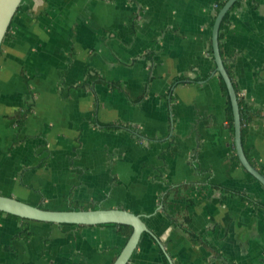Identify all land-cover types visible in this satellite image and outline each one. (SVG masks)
<instances>
[{"label":"crops","instance_id":"1","mask_svg":"<svg viewBox=\"0 0 264 264\" xmlns=\"http://www.w3.org/2000/svg\"><path fill=\"white\" fill-rule=\"evenodd\" d=\"M225 1L22 0L0 46V194L140 215L151 233L128 264H264V187L234 158L210 49ZM238 1L220 51L258 113L243 146L264 174V0ZM126 242L0 217V264H113Z\"/></svg>","mask_w":264,"mask_h":264},{"label":"water","instance_id":"2","mask_svg":"<svg viewBox=\"0 0 264 264\" xmlns=\"http://www.w3.org/2000/svg\"><path fill=\"white\" fill-rule=\"evenodd\" d=\"M237 1L238 0H226L218 11L213 23L212 50L216 63L215 71L222 76L228 90L233 113L234 145L236 154L246 171L255 177V179H257L264 187V174L252 165L244 151L238 95L220 51L219 32L221 23L227 12ZM21 3L22 0H0V46ZM0 210L23 218L48 223H67L77 225H97L104 223L130 224L133 226L134 230L113 264H128L134 251L138 247L142 234L151 233L140 215L119 208L54 210L41 208L16 198L0 194Z\"/></svg>","mask_w":264,"mask_h":264},{"label":"trees","instance_id":"3","mask_svg":"<svg viewBox=\"0 0 264 264\" xmlns=\"http://www.w3.org/2000/svg\"><path fill=\"white\" fill-rule=\"evenodd\" d=\"M223 4H224V2L218 3V5H217V12L220 10V8L223 6ZM238 4H239V1H237L233 5V7L227 12V14L225 15V17H224V19H223V21L221 23L220 33H219V40L220 41H221L222 35H223L222 31L226 28V26L229 23L230 13L235 9V7ZM20 6H21V4H20ZM210 49H211V53L213 54L212 46H211ZM227 70H228V72L230 74V71H229L228 68H227ZM96 79H97L96 76H93L92 77V80L95 81ZM98 80H102V79L99 78ZM219 81H220V85H221L222 91H223L224 95L227 97V109H226V113H227V119H228V126H229V129H230V133H231L232 137L234 138V124H233L232 106H231V102H230V99H229V94H228V90H227L226 84H225V82H224V80H223V78H222V76L220 74H219ZM235 88H236V92H237L238 100H239V107H240V113H241V123H242V139H243V136H244V133H245L247 124L249 122H251L255 117H257L258 116V113H257V111H255L252 108L251 105H249L248 103H246L244 101V99L241 97V95L239 93V89L236 86H235ZM32 109H33V107L31 106V107L27 108L26 110H24V112H22V113H24L23 114L24 119L26 118V116H28L29 113L32 112ZM23 120H18L19 121L18 126H21V123L20 122H22ZM233 147L235 149V146L234 145H233ZM234 158L237 161H240L236 153H234ZM170 189L172 190L173 193H176L175 191H177L179 189V187H171ZM168 196H169V193L166 194L163 197V199H162L163 200V205H164V210L166 211V214L169 216L170 220L172 221V223L174 225H176V226L177 225H182L184 227V230L188 234L190 240L193 243H197L196 241H198V240L196 238V235H194L193 231H191V229H189L187 225L181 223L180 216L179 215H170L168 213V210H167V206H168ZM241 196L244 197V195H241ZM39 207L44 208V206H39ZM73 207L75 209H80L81 208V206L76 205V204ZM93 208H97V207H93ZM2 215H7V216H10V217H13L15 219L22 220V221H32L31 219L23 218V217H20V216L11 214V213H6V212L0 210V217ZM103 225H111V226L118 227V232L121 235H124L127 240L129 239V237L131 236V234H132V232L134 230V228H133L132 225H130V224H124V223H122V224H119V223H104ZM79 226H86V225L79 224ZM27 235L29 236L30 234L27 232V229L26 228H23L22 229V232H21V236H27ZM204 244H206V243H204ZM206 246H207V244H206ZM163 259H164L163 264H170L169 261L167 260V258L164 255H163Z\"/></svg>","mask_w":264,"mask_h":264}]
</instances>
